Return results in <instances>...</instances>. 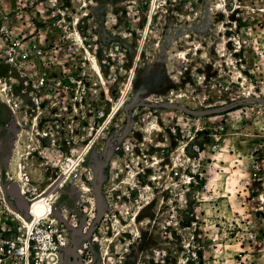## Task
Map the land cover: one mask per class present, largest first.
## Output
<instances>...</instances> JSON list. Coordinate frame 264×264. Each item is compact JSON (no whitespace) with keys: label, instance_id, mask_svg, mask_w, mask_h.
<instances>
[{"label":"rangeland","instance_id":"rangeland-1","mask_svg":"<svg viewBox=\"0 0 264 264\" xmlns=\"http://www.w3.org/2000/svg\"><path fill=\"white\" fill-rule=\"evenodd\" d=\"M16 1L0 0L11 36L31 34L52 71L85 72L87 82L101 81L100 107H117L98 134L79 131L77 115L55 119L49 102L36 109L20 90V114L12 116L0 89V183L8 188L25 175L47 192L52 210L41 219L65 229L67 264L160 256L175 264L193 231L157 226L173 198L148 181L162 172L149 157L160 159L156 144L165 140L166 157L182 156L174 126L210 134L220 121L217 190L199 205L196 246L226 264L239 256L264 264V162L252 168L264 161V0H57L58 18L45 0ZM79 159L64 179L62 169Z\"/></svg>","mask_w":264,"mask_h":264},{"label":"built area","instance_id":"built-area-1","mask_svg":"<svg viewBox=\"0 0 264 264\" xmlns=\"http://www.w3.org/2000/svg\"><path fill=\"white\" fill-rule=\"evenodd\" d=\"M20 1L33 4L35 0ZM43 4L48 5L52 18L63 17L57 0H45ZM8 20L7 15L0 16V89L11 115L20 114L21 103L16 96L20 90L31 99L36 109L42 103L49 102L57 111L53 116L55 119L74 114L79 116L83 125L79 131L101 133L117 108L113 106L106 112L100 107L101 81L87 82L89 79L85 72L52 71L43 46L31 34L27 35L28 38L12 37ZM96 78L102 80L99 74ZM103 96L107 97V91L103 92ZM219 123L213 128L215 133L210 134L205 132L208 128H199L195 124L187 129L174 126L171 135L182 156L166 157L169 146L165 140L156 144L160 159L149 157L153 161L151 163L158 165L162 172L149 177L148 181L158 182L160 193H167L173 198V201L163 202L167 216L161 214L157 226L164 230L178 227L193 231L181 241L184 253L175 264H226V261L218 260L216 254H209L204 248L196 246L200 240L196 232L198 214H201L199 205L211 203L217 190L213 172L221 166L218 155L223 145L221 133L224 131L223 124L221 121ZM208 138H211L210 142ZM95 139H88L84 147L89 148ZM125 150H132L131 143L126 144ZM260 162L264 161L254 162L253 171L260 169ZM206 164L209 165L207 168ZM18 179L20 195L29 206L40 192L25 175ZM192 202L196 205L195 209H190ZM21 217L24 218L22 214ZM248 238H252V235ZM68 246L66 231L59 222L46 218L27 224L20 219L7 187L3 188L0 183V264H67ZM244 257L239 256L234 263L245 264ZM140 264L169 263L165 256H160L154 263L146 260Z\"/></svg>","mask_w":264,"mask_h":264},{"label":"bare ground","instance_id":"bare-ground-1","mask_svg":"<svg viewBox=\"0 0 264 264\" xmlns=\"http://www.w3.org/2000/svg\"><path fill=\"white\" fill-rule=\"evenodd\" d=\"M202 21L205 22V19H207V21L205 22V26H213V21L212 18L208 15V14H204L203 17L201 18ZM189 29L194 30V31H198L199 28L197 27L196 24H194L193 22H191L188 26ZM147 30V29H146ZM81 37V36H80ZM94 65V64H93ZM128 85V84H127ZM119 104V103H118ZM155 125V124H154ZM151 128L153 126H150ZM158 127V126H157ZM154 128V127H153ZM158 131H160V129L158 128ZM86 151V150H85ZM84 151V152H85ZM83 152V154H84ZM79 160H76V162L70 164V166H68V168H63L62 170V176L64 179H66L69 174L72 172V170L78 165ZM16 183H20V179H18L16 181ZM20 185V184H19ZM47 193V192H46ZM44 193V192H40V194L38 195V197H36V199L34 201L31 202V205L28 206V210H29V218L28 219H24L21 217V213L18 212V215L21 219H23V221L27 224L31 223V221L37 220V219H41L46 217L47 215H49L51 213L52 210V206L49 202V196ZM44 195V196H43ZM43 196V197H42ZM261 201L264 202V196H262Z\"/></svg>","mask_w":264,"mask_h":264},{"label":"water","instance_id":"water-1","mask_svg":"<svg viewBox=\"0 0 264 264\" xmlns=\"http://www.w3.org/2000/svg\"><path fill=\"white\" fill-rule=\"evenodd\" d=\"M7 193L12 199L14 207L22 214V216L27 219L28 218V204L22 199L19 187L16 182H12L8 188Z\"/></svg>","mask_w":264,"mask_h":264}]
</instances>
